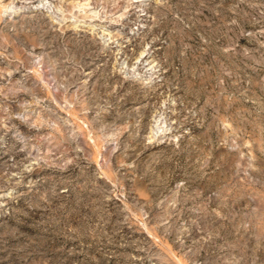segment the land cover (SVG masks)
Listing matches in <instances>:
<instances>
[{"label": "rangeland", "instance_id": "rangeland-1", "mask_svg": "<svg viewBox=\"0 0 264 264\" xmlns=\"http://www.w3.org/2000/svg\"><path fill=\"white\" fill-rule=\"evenodd\" d=\"M0 264H264V0H0Z\"/></svg>", "mask_w": 264, "mask_h": 264}]
</instances>
